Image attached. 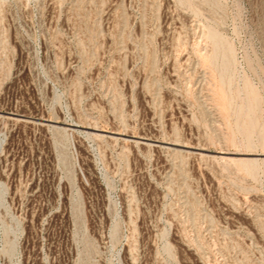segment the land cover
<instances>
[{
  "label": "rangeland",
  "instance_id": "374dc122",
  "mask_svg": "<svg viewBox=\"0 0 264 264\" xmlns=\"http://www.w3.org/2000/svg\"><path fill=\"white\" fill-rule=\"evenodd\" d=\"M0 264H264V0H0Z\"/></svg>",
  "mask_w": 264,
  "mask_h": 264
}]
</instances>
